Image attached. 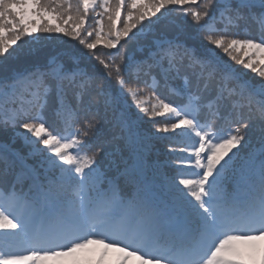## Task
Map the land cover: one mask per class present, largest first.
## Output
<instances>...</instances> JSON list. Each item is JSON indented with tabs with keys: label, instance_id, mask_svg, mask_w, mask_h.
Instances as JSON below:
<instances>
[{
	"label": "snow or ice",
	"instance_id": "snow-or-ice-1",
	"mask_svg": "<svg viewBox=\"0 0 264 264\" xmlns=\"http://www.w3.org/2000/svg\"><path fill=\"white\" fill-rule=\"evenodd\" d=\"M258 65L264 0H0V264H264Z\"/></svg>",
	"mask_w": 264,
	"mask_h": 264
},
{
	"label": "trees",
	"instance_id": "trees-1",
	"mask_svg": "<svg viewBox=\"0 0 264 264\" xmlns=\"http://www.w3.org/2000/svg\"><path fill=\"white\" fill-rule=\"evenodd\" d=\"M105 23H107L106 19H105ZM250 30L252 31V33L254 35L256 34L255 25H250ZM176 34H177L176 32H170L169 33V35H176ZM159 35H160V33L155 31V30H153L151 32H147L145 35L139 37L137 41H134L133 43L129 44L128 53L130 55H133L137 59L141 58V53L137 49L141 46L149 45L151 43V41ZM180 38L184 39L183 35H181ZM65 39H67V38H65ZM70 43L74 44L75 42L70 41ZM188 43L191 44L192 41H188ZM98 47H102V45L98 46ZM55 50H57V49L55 48V46H53V49H51V51H55ZM216 51L223 58V61H225L229 66H231V68L235 69L238 73L245 74L243 77L244 80H252V82H254V83L259 82L260 78L255 73H252L250 70L244 69L241 65L235 64L234 61H232L229 57H227L222 52H220V50H216ZM9 63L13 64L17 68H20L21 66L31 67V64L24 65L22 61H9ZM258 67H264V65H258ZM141 86L143 87V85H141ZM182 86H183V81L181 79L170 81L168 88H163V87L160 88L158 94L162 98H164L165 100H171L174 103H180L181 102L180 99L171 91V89H175L178 91L182 88ZM141 94L145 98H147L150 95V91L148 89H144ZM129 103H131V101H129ZM132 110L136 111L134 106H133ZM147 119L148 118L145 117V120H147ZM158 119L163 120V119H166V117L165 118H158ZM50 123L52 124L53 130H56V131L60 130V125L58 123H54L52 121H50ZM150 124H151V122L149 121V125ZM20 131H22V129H20ZM258 135H259L258 129H253L249 133V137L251 138L253 143L256 142V138ZM13 137H14V130L13 129H11V128L0 129V144H7L11 148H13L15 150H19L23 155H26L28 152V148L24 146L23 141L19 137H16L15 143H13ZM167 150H168V144L166 141L157 142L155 145V148L152 151L151 156L149 157L150 162L159 160L161 163H163L164 160L167 158V156H166ZM37 160H38V158L29 159L28 163L29 164H36ZM110 175H115V170L110 172ZM115 256L116 255H114V254L109 255L108 264H114Z\"/></svg>",
	"mask_w": 264,
	"mask_h": 264
}]
</instances>
